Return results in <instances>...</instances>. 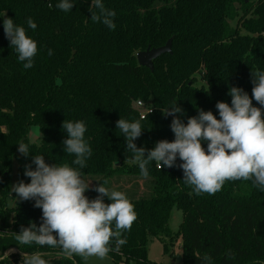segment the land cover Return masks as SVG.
Masks as SVG:
<instances>
[{"label":"trees","instance_id":"trees-1","mask_svg":"<svg viewBox=\"0 0 264 264\" xmlns=\"http://www.w3.org/2000/svg\"><path fill=\"white\" fill-rule=\"evenodd\" d=\"M59 2L0 0V257L10 248L19 251L0 264H24V254L35 253H43L48 264H82L84 259L66 258L60 247L16 240L22 226L42 223L35 200H20L10 190L13 160L18 165L16 183L27 184L25 167L36 168L35 155L49 165L67 164L93 181L85 193L90 200L98 194L93 188L101 183L106 187L116 177L148 181L147 194L127 196L137 218L122 232L126 244L108 254L116 263L153 264L148 242L161 239L169 252L180 234L181 264H264V190L254 178L226 181L215 194L197 195L183 180L179 156L171 168L160 170L155 161L149 162L144 177L139 166L130 163L133 153L116 127L120 118L138 120L143 130L134 143L150 150L160 140L175 139L173 117L163 113L171 107L183 110L177 116L187 124L200 110L220 119L216 103L231 106V87L242 88L252 98L251 73L264 71V0H102L116 13L114 30L91 20L92 11H99L90 8L92 0H71L74 6L67 12L56 7ZM29 17L35 30L28 27ZM6 18L37 42L33 67L25 69L10 46L3 27ZM168 39L171 52L155 58L152 70L138 64V51L162 46ZM137 100L152 107L144 118ZM64 120L86 126L84 139L92 153L84 168L64 150ZM31 126L38 127L37 143L28 138ZM20 143L28 145L27 157L16 155ZM207 143L202 141L205 150ZM9 201L13 205L7 206ZM104 202L111 203L106 196ZM173 208L182 212L176 233L169 228ZM205 255L210 262L203 260Z\"/></svg>","mask_w":264,"mask_h":264},{"label":"clouds","instance_id":"clouds-1","mask_svg":"<svg viewBox=\"0 0 264 264\" xmlns=\"http://www.w3.org/2000/svg\"><path fill=\"white\" fill-rule=\"evenodd\" d=\"M73 6L71 0H60L56 5L65 12ZM90 8L99 10L98 13L92 11L93 22H102L110 30L115 29L113 18L116 13L106 9L102 0H92ZM2 16H6V13ZM27 24L33 30L37 27L30 17ZM3 27L10 46L18 53V60L24 62L23 67H33L37 42L12 18L4 19ZM48 54H52L51 50ZM251 74L254 85L252 98L242 88L231 87L228 93L232 98L231 106L222 101L216 103L220 119L211 111L200 110L198 116L189 117L185 124L177 116V113L183 114L177 105L164 111L165 116L173 117L170 128L175 139L172 142L160 140L153 149L146 150L134 143L143 130L138 120L129 122L120 118L116 127L124 135L126 148L133 153L130 163L137 164L141 175L147 177L149 162L155 161L156 167L161 170L176 166L179 156L183 180L192 186L197 195L215 194L226 181L253 178L254 183L264 190V71L256 70ZM253 99L261 107L253 106ZM62 128L67 133L63 141L64 150L74 154L76 158L73 163L84 168L87 157L92 153L84 139V122L64 120ZM202 141L208 142L207 150L202 146ZM18 151L25 157L29 155L25 143L19 144ZM32 163L36 165L35 170L31 165H26L24 173L30 177V183L20 181L13 184L12 192L20 200H35L34 207L42 210V223L39 227L34 223L29 227L22 226L16 235L19 244L60 247L64 257L78 255L85 260L90 257L103 260L110 251L118 252L126 244V239L121 238L122 232L131 229L137 216L134 205L125 193L109 191L101 183L92 189L99 195L90 200L85 195L90 183L82 178L80 171L67 164L49 165L42 155H35ZM105 196L111 203L104 202ZM7 257L8 253H4L0 259ZM42 257L43 253L24 254V264H48ZM210 259L208 255L203 257L204 261L210 262Z\"/></svg>","mask_w":264,"mask_h":264},{"label":"rangeland","instance_id":"rangeland-1","mask_svg":"<svg viewBox=\"0 0 264 264\" xmlns=\"http://www.w3.org/2000/svg\"><path fill=\"white\" fill-rule=\"evenodd\" d=\"M28 138L32 142H39L40 133L37 126H31L28 134ZM19 147V145H18ZM18 147L16 149V155H21L18 151ZM13 164V175L10 179V190L12 194V185L16 184L17 181V160L14 159ZM35 170V169H34ZM128 175H124L123 177H116L112 181V183L107 185L106 187L109 191L117 190L126 194V196L138 197L141 195H145L148 192L149 186L148 181L144 179H140L137 177H127ZM83 177V176H82ZM85 177V176H84ZM90 183V187H92L93 181L85 180ZM86 193V192H85ZM99 194L96 195V197ZM13 205L12 201H9L7 206ZM182 221V212L177 208H173L171 211L170 219H169V228L174 232H178L179 225ZM167 241V240H166ZM170 251L165 252L163 250V242L161 239L153 238L148 242L147 245V256L150 262L153 264H181L180 261L177 260V256L180 255L181 252V236L180 234H176L172 245L169 247ZM14 250V251H13ZM11 252H16L13 249ZM171 252V253H170ZM82 264H120L113 261L110 257H107L103 260L97 257H90L87 260L83 259Z\"/></svg>","mask_w":264,"mask_h":264},{"label":"water","instance_id":"water-1","mask_svg":"<svg viewBox=\"0 0 264 264\" xmlns=\"http://www.w3.org/2000/svg\"><path fill=\"white\" fill-rule=\"evenodd\" d=\"M171 52V39H168L166 43L159 47L146 48L136 53V59L139 65L145 66L150 70L153 69V60L164 53ZM16 252H19L16 250ZM177 260L181 262V256H177Z\"/></svg>","mask_w":264,"mask_h":264},{"label":"built area","instance_id":"built-area-1","mask_svg":"<svg viewBox=\"0 0 264 264\" xmlns=\"http://www.w3.org/2000/svg\"><path fill=\"white\" fill-rule=\"evenodd\" d=\"M135 106L139 109L140 118H144L147 113H150L152 111V107H148L146 104H144L143 102L139 100L135 102ZM13 249L14 248H10L6 250L5 253H8V254L13 253L11 252Z\"/></svg>","mask_w":264,"mask_h":264}]
</instances>
